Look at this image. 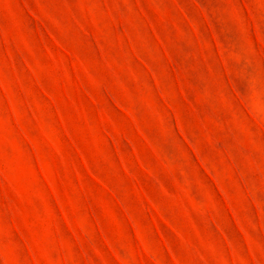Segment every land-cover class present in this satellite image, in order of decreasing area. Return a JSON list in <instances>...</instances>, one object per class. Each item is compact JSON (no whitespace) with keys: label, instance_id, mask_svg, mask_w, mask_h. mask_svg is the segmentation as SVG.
Returning <instances> with one entry per match:
<instances>
[{"label":"rangeland","instance_id":"374dc122","mask_svg":"<svg viewBox=\"0 0 264 264\" xmlns=\"http://www.w3.org/2000/svg\"><path fill=\"white\" fill-rule=\"evenodd\" d=\"M0 264H264V0H0Z\"/></svg>","mask_w":264,"mask_h":264}]
</instances>
